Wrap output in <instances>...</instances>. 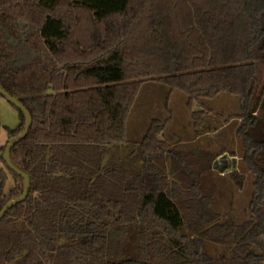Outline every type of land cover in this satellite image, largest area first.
<instances>
[{
    "label": "trees",
    "instance_id": "1",
    "mask_svg": "<svg viewBox=\"0 0 264 264\" xmlns=\"http://www.w3.org/2000/svg\"><path fill=\"white\" fill-rule=\"evenodd\" d=\"M259 64L264 0H0V87L33 120L10 152L31 187L0 221V264H264ZM150 82L187 96L196 137L212 115L203 100L227 93L243 103L239 134L255 176L243 223L219 224L212 210L215 154L175 149L158 119L127 141ZM13 108L0 211L25 188L3 160L27 121ZM205 241L231 247L230 257L212 259Z\"/></svg>",
    "mask_w": 264,
    "mask_h": 264
},
{
    "label": "rangeland",
    "instance_id": "2",
    "mask_svg": "<svg viewBox=\"0 0 264 264\" xmlns=\"http://www.w3.org/2000/svg\"><path fill=\"white\" fill-rule=\"evenodd\" d=\"M259 89L264 84V64L258 65ZM212 115L206 119L199 138L195 136L187 96L170 92L159 83H145L130 113L127 124V141L140 142L151 121L166 122L165 137L178 150L195 155L211 152L217 156L212 171L205 179V190L213 199L212 210L219 214V224H240L250 214V204L255 192V176L244 161V149L240 138L243 103L237 96L222 93L214 99L202 101ZM199 110V105H195ZM0 146L8 141L7 129H15L19 123L17 111L0 96ZM211 133V134H210ZM211 135V136H210ZM202 153H197L201 152ZM219 164V165H218ZM10 182H7V189ZM190 239L200 238L192 234ZM204 252L212 259L229 258L231 247L205 241ZM259 251L256 249L255 253Z\"/></svg>",
    "mask_w": 264,
    "mask_h": 264
},
{
    "label": "water",
    "instance_id": "3",
    "mask_svg": "<svg viewBox=\"0 0 264 264\" xmlns=\"http://www.w3.org/2000/svg\"><path fill=\"white\" fill-rule=\"evenodd\" d=\"M49 94H55L54 91H50ZM0 95L5 98L7 100L8 103H10L13 107H15L16 109H18L19 111H21L25 117L26 121V126L24 131L22 132V134L10 141L4 151L3 154V160L5 162V164L7 165V167L14 172L16 175L20 176L24 181H25V188L24 191L22 193V195L20 196V198L10 201L8 202L0 211V221L2 220V218L4 217V215L10 210L13 209V207L17 206V204L23 203L27 197L28 194L30 192V187H31V180L30 178L26 175V173H23L22 171H20L19 169L17 170V168L12 164L11 159H10V152L11 149L13 147H15L18 143H20L29 133L31 127H32V116L30 114V112L21 104L19 103V101L12 97L10 94H8L5 90H3L0 87Z\"/></svg>",
    "mask_w": 264,
    "mask_h": 264
},
{
    "label": "crops",
    "instance_id": "4",
    "mask_svg": "<svg viewBox=\"0 0 264 264\" xmlns=\"http://www.w3.org/2000/svg\"><path fill=\"white\" fill-rule=\"evenodd\" d=\"M211 134V133H210ZM211 136V135H210ZM197 138H199V137H197ZM197 153H202V151L201 152H197Z\"/></svg>",
    "mask_w": 264,
    "mask_h": 264
},
{
    "label": "flooded vegetation",
    "instance_id": "5",
    "mask_svg": "<svg viewBox=\"0 0 264 264\" xmlns=\"http://www.w3.org/2000/svg\"><path fill=\"white\" fill-rule=\"evenodd\" d=\"M219 165V164H218Z\"/></svg>",
    "mask_w": 264,
    "mask_h": 264
}]
</instances>
